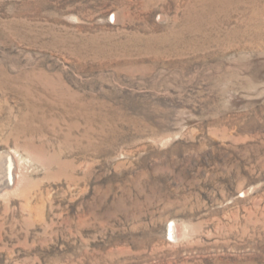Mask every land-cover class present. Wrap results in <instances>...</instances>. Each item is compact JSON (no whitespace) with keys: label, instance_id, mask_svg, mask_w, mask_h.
I'll return each instance as SVG.
<instances>
[{"label":"rangeland","instance_id":"1","mask_svg":"<svg viewBox=\"0 0 264 264\" xmlns=\"http://www.w3.org/2000/svg\"><path fill=\"white\" fill-rule=\"evenodd\" d=\"M0 152V264H264V0H0Z\"/></svg>","mask_w":264,"mask_h":264},{"label":"bare ground","instance_id":"2","mask_svg":"<svg viewBox=\"0 0 264 264\" xmlns=\"http://www.w3.org/2000/svg\"><path fill=\"white\" fill-rule=\"evenodd\" d=\"M16 167V160L10 153L0 152V193L16 185ZM171 233L175 236L174 227Z\"/></svg>","mask_w":264,"mask_h":264}]
</instances>
